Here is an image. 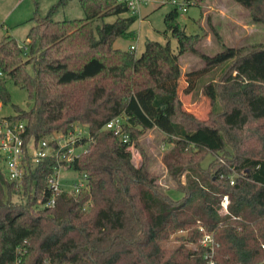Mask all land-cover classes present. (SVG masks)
<instances>
[{"label":"trees","instance_id":"1","mask_svg":"<svg viewBox=\"0 0 264 264\" xmlns=\"http://www.w3.org/2000/svg\"><path fill=\"white\" fill-rule=\"evenodd\" d=\"M233 1L264 23V0ZM66 2L58 0L43 17L33 14L25 52L11 35L1 38L0 101L10 100L8 81L26 92L31 105H13L14 115L3 117L25 123L26 146L85 127L76 142L83 150L64 165L86 175L85 187L60 196L54 209L42 208L37 200L53 158L33 166L19 189L0 172V264H264V45L223 46L183 73L179 59L197 53L199 37L185 32L176 9L163 16V34L176 39V51L169 41H146L136 56L112 46L131 36L137 20L124 1L79 0L83 18L53 19ZM219 65H225L218 91L215 85L220 109L200 119L182 108L180 91L194 96ZM115 117L124 118L134 144L142 134L137 127L167 136L172 146L162 162L181 198L160 189L147 158L132 165L127 144L104 127ZM228 150L231 159L224 157ZM208 154L219 159L202 167ZM184 172L191 176L186 184ZM178 232L184 234L176 247L162 246ZM205 233L209 245L202 244Z\"/></svg>","mask_w":264,"mask_h":264},{"label":"rangeland","instance_id":"2","mask_svg":"<svg viewBox=\"0 0 264 264\" xmlns=\"http://www.w3.org/2000/svg\"><path fill=\"white\" fill-rule=\"evenodd\" d=\"M58 0H0V40L4 35H11L17 40L19 45L26 44V35L32 23L29 19L35 12L41 17L45 16L48 10ZM172 8L167 0H145L141 3L137 11V20L130 26L132 33L127 38H117L112 46L121 50H129L135 47L134 53L140 55L144 50L146 41H157L165 44L169 41L172 50L176 51V39L169 34L165 36L163 31L165 25L163 16ZM84 12L81 9L79 0H67L66 4L59 7L52 18L55 20L83 18ZM113 17L106 18L105 21H113ZM179 23L184 27L187 34L197 35L199 41L195 48L197 53L187 52L179 59L182 72L193 70L203 66L201 54L212 56L225 47L249 48L252 45H264V23L254 22L249 12L233 0H195V6H189L187 12L180 13ZM101 20H96L93 25L100 24ZM32 72V68L28 69ZM225 70V65L214 67L209 73L204 75L196 86L194 96L183 94L180 91L182 108L189 112L192 109L201 118L206 119L213 111L220 109L218 100L215 99V89H220V76ZM183 77L180 80V90L182 88ZM216 85V87H215ZM10 100L6 104L0 101V116L7 117L14 115L13 105L21 108H28L31 102L27 98L26 92L15 86L11 81L6 83ZM82 137L87 135L86 129L82 125H77ZM141 135L134 144V150L138 154V164H142L147 158L149 169L158 175V184L162 191L172 199H179L182 193L178 190L177 183L170 177L162 162L163 155L172 146L167 142V136L157 129L142 130ZM252 145V144H249ZM84 146L81 148L83 149ZM255 147V146H254ZM253 145L249 148L253 151ZM256 147L254 148V150ZM224 154V153H223ZM231 159L232 152L228 150L224 156ZM216 155H206L202 161V167H207L208 163ZM67 178L79 179L76 171H64ZM191 179L189 172H184L181 181L186 184ZM66 184L70 181L66 180ZM222 212V211H221ZM184 234L178 232L162 243V246L173 248L179 244L176 237Z\"/></svg>","mask_w":264,"mask_h":264},{"label":"built area","instance_id":"3","mask_svg":"<svg viewBox=\"0 0 264 264\" xmlns=\"http://www.w3.org/2000/svg\"><path fill=\"white\" fill-rule=\"evenodd\" d=\"M124 1L130 12L137 14L138 8L145 0H120ZM172 8L179 13L187 12L188 7L193 2L185 0H167ZM24 52L25 45H20ZM130 50H135L131 46ZM4 72L0 69V79L3 78ZM126 122L122 117H115L105 124V128L112 130L119 135L120 140L127 144L126 150L130 153V160L134 167L138 168L139 158L134 150V143L130 142L128 134L123 131ZM25 123L23 121L12 122L0 116V172L3 173L10 182L14 184V189H19L22 180L29 170L39 163L41 160L51 157L55 160V166L52 173L47 177L46 188L41 192L37 200V204L42 208L54 209L57 199L64 195L67 198L74 197L78 191L85 187L86 175L79 174V179L75 180L67 178L63 172L68 169L64 166L79 156L83 150L81 145L76 142L83 135L77 126L73 131L67 134L54 132L40 140L37 144L29 143L27 146L24 141ZM66 180L70 183L66 184ZM231 183H233L231 181ZM227 197H223L221 201V211L227 212ZM212 243L210 234L205 233L202 239L203 245ZM18 264V262H16ZM208 264H214L210 261Z\"/></svg>","mask_w":264,"mask_h":264},{"label":"crops","instance_id":"4","mask_svg":"<svg viewBox=\"0 0 264 264\" xmlns=\"http://www.w3.org/2000/svg\"><path fill=\"white\" fill-rule=\"evenodd\" d=\"M17 41V40H16ZM183 82H184V79H183ZM184 86V84L182 85V87ZM189 110V112L191 113V114H193V115H195L196 117H198V118H201L197 113H195L192 109H188Z\"/></svg>","mask_w":264,"mask_h":264}]
</instances>
